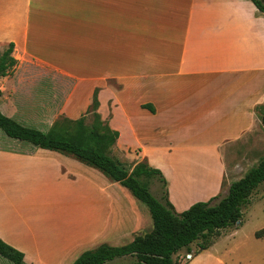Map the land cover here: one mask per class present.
<instances>
[{
    "label": "crops",
    "instance_id": "0c3cea01",
    "mask_svg": "<svg viewBox=\"0 0 264 264\" xmlns=\"http://www.w3.org/2000/svg\"><path fill=\"white\" fill-rule=\"evenodd\" d=\"M11 42L0 110L49 129L98 89L120 133L113 155L162 170L178 212L227 195L264 157V12L252 0H0V55ZM201 169L206 181L184 191ZM124 187L59 151L0 148V237L27 264L124 245L150 225Z\"/></svg>",
    "mask_w": 264,
    "mask_h": 264
},
{
    "label": "trees",
    "instance_id": "16d2710c",
    "mask_svg": "<svg viewBox=\"0 0 264 264\" xmlns=\"http://www.w3.org/2000/svg\"><path fill=\"white\" fill-rule=\"evenodd\" d=\"M264 12L263 0H252ZM11 42L0 56V76L7 75L16 65ZM264 106V105H263ZM260 110L264 127V109ZM98 89L87 111L79 118L62 116L47 131L29 127L5 115L0 110V128L11 138L25 141L34 147H42L73 156L102 171L108 178L118 181L142 201L150 210L153 227L137 234L134 239L120 246L103 243L84 251L73 264H109L117 257L132 255L136 260L130 264H177L175 255L187 250L197 242V253L214 243V235L221 229L233 226L241 220L243 208L264 183V157L250 168L243 177L232 182L227 195L221 193L207 201H198L188 209L178 212L168 197V181L159 168L144 159L127 164L113 155V148L120 133L113 129L99 112ZM92 121H88V116ZM162 183V197L151 190V179ZM219 200L218 202H215ZM0 255L14 264H27L24 253L0 237Z\"/></svg>",
    "mask_w": 264,
    "mask_h": 264
},
{
    "label": "rangeland",
    "instance_id": "374dc122",
    "mask_svg": "<svg viewBox=\"0 0 264 264\" xmlns=\"http://www.w3.org/2000/svg\"><path fill=\"white\" fill-rule=\"evenodd\" d=\"M2 55V54H1ZM0 55V56H1ZM264 109V106L263 108ZM88 121H92V116H88ZM20 122V121H18ZM23 125L41 129L47 131L45 127L38 126L31 122H20ZM32 144L14 139L6 135V133L0 128V148L12 149V148H26ZM127 164L133 163L125 161ZM248 167V166H247ZM183 170L178 171L177 176L180 181L182 178ZM186 180L183 184V190L188 192L196 189L206 181L207 170L201 169L198 172L186 171ZM190 173H197L198 179L192 180ZM244 174V170L241 174L236 175L234 178H239ZM151 190L159 198L162 197V183L158 178L151 179ZM228 186V180L224 181V188ZM125 188V187H124ZM128 193L130 191L125 188ZM225 190V189H224ZM226 192L221 196H224ZM131 194V193H130ZM137 203L143 207L150 216V225L147 229L142 230L138 234L148 232L153 227V221L151 218L148 207L140 200L131 195ZM219 200L214 201L218 202ZM34 212H38L36 209L39 206L37 203H33ZM237 224L221 229L214 235V243L206 250L197 253V242L192 244V253H188L187 250L176 254L174 257L177 264H264V183L260 184L250 198V202L243 208L242 218ZM136 236V235H135ZM128 240V241H127ZM121 244L129 242V239H121ZM136 260L135 256L126 255L117 257L110 261L109 264H130ZM0 264H14L8 258L0 255Z\"/></svg>",
    "mask_w": 264,
    "mask_h": 264
},
{
    "label": "water",
    "instance_id": "95a60500",
    "mask_svg": "<svg viewBox=\"0 0 264 264\" xmlns=\"http://www.w3.org/2000/svg\"><path fill=\"white\" fill-rule=\"evenodd\" d=\"M263 2H264V0H263ZM238 223H240V222L238 221Z\"/></svg>",
    "mask_w": 264,
    "mask_h": 264
}]
</instances>
